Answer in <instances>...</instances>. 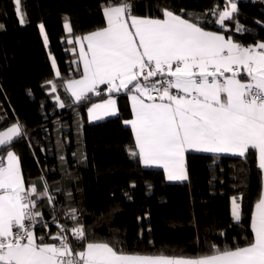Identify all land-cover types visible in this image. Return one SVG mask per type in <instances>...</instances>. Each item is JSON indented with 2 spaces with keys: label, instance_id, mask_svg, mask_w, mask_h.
<instances>
[{
  "label": "trees",
  "instance_id": "obj_1",
  "mask_svg": "<svg viewBox=\"0 0 264 264\" xmlns=\"http://www.w3.org/2000/svg\"><path fill=\"white\" fill-rule=\"evenodd\" d=\"M130 2L133 15L158 17L159 5L191 13L193 22L244 45L264 40V0H233L237 12L225 21L226 31L215 23L218 16L212 11H223L228 0ZM106 3L118 0H21V24L13 0H0V131L19 121L25 135L10 147L24 181L39 186L43 177L55 196L52 205L40 201L38 210L48 227L37 224L34 231L52 242L47 234L58 231L53 208L56 222L67 229L76 222L66 212L75 208L89 240L108 241L128 253L194 256L209 252L212 245L243 246L251 238L250 217L261 193L253 150L246 158L188 152V179L169 181L160 168L143 166L130 154L136 149L132 131L123 123L129 115L126 92L113 94L119 97L117 115L90 122L87 108L108 96L106 86H100L101 95L90 93L80 103L66 91L65 82L81 74L75 37L104 27ZM66 20L71 33L64 28ZM237 21L241 32L235 31ZM57 96L65 107L58 106ZM7 150L0 148V156ZM233 197L241 205L239 221L231 216ZM67 235L73 250L82 247Z\"/></svg>",
  "mask_w": 264,
  "mask_h": 264
},
{
  "label": "snow or ice",
  "instance_id": "obj_2",
  "mask_svg": "<svg viewBox=\"0 0 264 264\" xmlns=\"http://www.w3.org/2000/svg\"><path fill=\"white\" fill-rule=\"evenodd\" d=\"M13 2L23 24L21 0ZM132 7L130 0L106 3V26L75 37L83 71L65 85L74 102L89 99L90 93L101 95L105 85L108 98L88 108L94 120L101 118L98 110L116 115L113 94L128 93L132 119L123 123L131 127L136 149L130 154L145 166L162 168L170 181L188 179V152L246 158L253 150L264 172V40L244 46L219 31H206L183 9L181 15L158 5L160 16L141 17L132 14ZM236 12L237 4L228 0L223 11L217 8L212 15L226 31L225 21ZM39 27L47 45L44 25ZM64 28L72 32L67 20ZM235 31H243L238 21ZM52 67H57L55 58ZM48 83L55 92V83ZM55 99L65 107L59 96ZM24 135L19 121L0 131V148L8 149L6 162L0 156V264H264V189L251 213V238L243 246L212 245L209 252L194 256L128 253L108 241L89 240L75 208L66 212L76 222L71 229L56 222L53 208L58 231L48 233L52 242L46 241L34 231L37 224L48 227L38 205L42 200L52 205L55 196L43 177L39 186L25 185L19 158L10 147ZM231 203V216L239 221L238 198ZM68 232L82 247L73 250Z\"/></svg>",
  "mask_w": 264,
  "mask_h": 264
},
{
  "label": "crops",
  "instance_id": "obj_3",
  "mask_svg": "<svg viewBox=\"0 0 264 264\" xmlns=\"http://www.w3.org/2000/svg\"><path fill=\"white\" fill-rule=\"evenodd\" d=\"M218 18V17H217ZM104 26H106V21H105V25ZM206 31H219V32H221V34H223V35H225V37L227 38L229 35H227L225 32H223V31H221V30H214V29H207V28H204ZM90 33V32H89ZM88 34V33H87ZM86 35V34H85ZM83 36V35H82ZM233 39V38H232ZM233 41L234 42H236V43H240V42H238V41H236V40H234L233 39ZM240 44H242V43H240ZM242 45H244V44H242ZM85 46H86V42H85ZM244 46H248V45H244ZM75 52H76V54H77V59H78V61H79V63H80V67H81V73H82V71H83V62L82 61H80V59H79V44H77L76 42H75ZM80 78V75L78 76V77H75V78H72V79H79ZM65 85H66V82H65ZM101 86H103V85H101ZM105 86V85H104ZM66 88V87H65ZM69 93V92H68ZM70 94V93H69ZM70 96H71V94H70ZM108 98V96L106 97V98H104V99H101L100 101H97V102H94V103H103V101L104 100H106ZM113 98L116 100V105H117V109H118V112H117V114L119 113V111H120V109H119V97L117 96V95H113ZM125 101H126V105H127V109H128V111H129V115H128V117L126 118V119H124V121L125 120H129V119H132V107H131V104H132V102H131V100H130V98H129V95H128V93H126V95H125ZM93 104V103H92ZM92 104H90L89 105V107H91V105ZM88 107V108H89ZM88 108H87V111H86V116H87V119H88V121H90V122H94V121H98V120H100V119H103V118H107V117H110V116H104L103 115V111L102 110H98V114L101 116V118L100 119H94V120H90L89 119V115H88ZM116 114V115H117ZM113 116H115V115H113ZM10 126V125H9ZM130 127V126H129ZM7 128V127H6ZM6 128L5 129H3V130H1V131H5L6 130ZM130 129H131V127H130ZM133 134V133H132ZM133 138H134V134H133ZM134 142H135V138H134ZM212 154H214V153H212ZM218 154H221V153H218ZM256 154V153H255ZM185 157H186V154H185ZM256 160H257V163H258V159H257V154H256ZM5 162H6V155H5ZM19 164H20V161H19ZM142 164V163H141ZM143 165V164H142ZM143 166H145V165H143ZM146 167H156V166H146ZM185 167H186V162H185ZM157 168H159V167H157ZM20 169H21V167H20ZM163 172H164V170L162 169V168H160ZM186 171H187V169H186ZM22 173V172H21ZM164 175H165V177H166V179H167V174L164 172ZM168 180V179H167ZM170 181V180H169ZM173 181H180V180H173ZM184 181V180H183ZM25 185L26 186H28V185H31V184H26L25 183ZM262 189H264V172H262L261 171V191H262ZM257 202V201H256ZM254 208H255V204H254V206H253V209H252V211H254ZM250 228H251V217H250Z\"/></svg>",
  "mask_w": 264,
  "mask_h": 264
}]
</instances>
